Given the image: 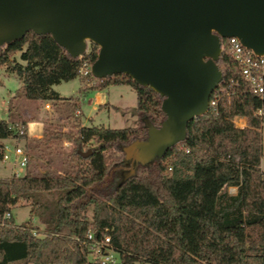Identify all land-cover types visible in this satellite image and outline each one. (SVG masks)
Wrapping results in <instances>:
<instances>
[{
	"label": "trees",
	"instance_id": "trees-1",
	"mask_svg": "<svg viewBox=\"0 0 264 264\" xmlns=\"http://www.w3.org/2000/svg\"><path fill=\"white\" fill-rule=\"evenodd\" d=\"M17 54L20 62L8 70L19 79L25 99L66 103L70 115L78 102L62 98L53 86L77 78L91 91L125 85L135 93L139 125L66 132L48 126L40 138L20 137L28 154L59 155L64 143L72 147L62 170L53 174L32 175L26 168L23 176L0 178V264H99L88 258V233L95 241L110 237L115 264H264V174L259 170L264 116L254 115L263 104L248 93L224 51L216 62L222 79L211 96L224 91L216 110L189 123L185 139L161 159L134 164L128 176L121 172L123 149L147 139L144 119L161 126L163 98L124 75L80 78V58L70 57L49 35L30 32L3 45L0 67ZM97 54L91 44L81 59L92 65ZM11 104L8 120L0 121V138L14 135L8 129L15 118ZM237 118L244 119L243 128L235 126ZM112 150L124 161L113 158ZM19 200L28 202L42 231L29 221H3Z\"/></svg>",
	"mask_w": 264,
	"mask_h": 264
},
{
	"label": "water",
	"instance_id": "water-1",
	"mask_svg": "<svg viewBox=\"0 0 264 264\" xmlns=\"http://www.w3.org/2000/svg\"><path fill=\"white\" fill-rule=\"evenodd\" d=\"M30 32L49 35L72 58L92 44L93 78L124 75L163 98L161 126L144 119L147 139L123 149L126 160L145 166L208 112L222 79L221 39L264 55V0H0V47Z\"/></svg>",
	"mask_w": 264,
	"mask_h": 264
},
{
	"label": "rangeland",
	"instance_id": "rangeland-1",
	"mask_svg": "<svg viewBox=\"0 0 264 264\" xmlns=\"http://www.w3.org/2000/svg\"><path fill=\"white\" fill-rule=\"evenodd\" d=\"M90 45L88 44L86 53L90 50ZM19 61V55L17 54L15 57L10 59V62L0 67V121L8 120V108L11 104L12 115H14V124H19L21 122H29L36 121L42 122L39 130L31 131L30 135L35 136V138H40L43 134L45 127L53 126L62 132L66 131H75L79 128V123L77 119H80V114L71 113L70 115L67 112L60 113L61 119H54L51 122L44 121L38 117L39 108L42 106L45 108V105L48 104L50 112L54 110V108L60 107L62 112L64 111L63 104L55 105L51 101H41V100H27L20 93L21 83L17 76L8 70V67L16 64ZM80 80L75 79L70 82H63L59 85L53 86L52 89L58 93H60L62 98H71L73 101L78 100L77 92L80 86ZM118 88H110V102L113 106H118L122 108L120 112H116V110L109 107V112H103L102 124L105 128L111 129H122V128H134L139 125V120L136 115V96L132 91V95L128 93V96H124L120 98L116 95ZM107 92V91H106ZM74 97V98H73ZM64 108V109H63ZM116 108V107H115ZM58 110V109H57ZM88 108L84 107V113L87 114ZM95 125H99L100 123H94ZM237 124V123H236ZM37 125V124H33ZM101 125V124H100ZM240 127L241 125H236ZM81 127V125H80ZM101 127V126H100ZM260 136H261V148L262 155L260 158V169L264 172V125L260 128ZM20 145L24 148V143L20 142ZM71 145L69 143H64L62 145V150L59 155H51L48 156L44 154L43 156L37 152H29V163L27 165V170L32 175H43L47 172L50 174L55 173L58 170H62L63 162L65 160L67 152L71 149ZM88 145L85 146L87 148ZM25 149V148H24ZM113 158H118L121 162L124 161L120 153L111 151ZM131 163L125 162L121 172L125 173L126 176L129 175L131 169ZM11 173L10 169L0 163V178H10ZM264 177V175H263ZM228 192L230 194H235V188H229ZM30 206L26 200H19L17 204L11 207V219L14 221L16 225L21 223L30 222L33 227H37L39 231H42V225L38 222V219L35 216H30ZM37 233V232H35ZM89 260H92L93 257L91 255L88 256ZM9 264H24L23 261H17Z\"/></svg>",
	"mask_w": 264,
	"mask_h": 264
},
{
	"label": "built area",
	"instance_id": "built-area-1",
	"mask_svg": "<svg viewBox=\"0 0 264 264\" xmlns=\"http://www.w3.org/2000/svg\"><path fill=\"white\" fill-rule=\"evenodd\" d=\"M222 41H224L223 44ZM220 44L221 53L224 51L236 64L239 75L242 82L246 85L248 93L256 97L263 104V107L256 109L254 115L264 116V55H254L250 50L243 47L237 38L221 39ZM81 58L79 77L84 78L91 74V65ZM237 86L238 83H235L234 87ZM222 95H224V91L220 90L212 100L210 98L208 111L216 110V106ZM48 108L49 106L45 105V109ZM234 124L235 126L238 125L237 119H235ZM237 128H242V126ZM8 129L12 130L14 135H10L7 138H0V163L10 169L11 177H20L25 174L29 163V155L23 146L20 145L19 138L24 135L30 136L31 132L28 125H23L22 123L10 125ZM10 218V212L5 213L3 221L9 220ZM87 240L90 242L89 255L93 257L90 260L91 262L99 264H115L118 262L117 254L109 247V236H104L101 241H95L93 234L88 233Z\"/></svg>",
	"mask_w": 264,
	"mask_h": 264
},
{
	"label": "crops",
	"instance_id": "crops-1",
	"mask_svg": "<svg viewBox=\"0 0 264 264\" xmlns=\"http://www.w3.org/2000/svg\"><path fill=\"white\" fill-rule=\"evenodd\" d=\"M79 83H80V86L78 88L77 96H75L78 99V100H75L78 102V109L74 112V113L80 114V119H77V122L79 123V127H80V125H81V127H84V126H97V127L104 126L101 123L102 119H103V112H109L110 111L109 107L112 108V106H113L112 103L109 101L110 100V94H109L110 88H112V87L118 88L117 91L114 93H116V95H118L120 98H123L126 95L128 96V93L132 95L131 88L128 86H125V85L109 86V87L103 89L102 91H91L89 89L90 84L82 83L80 81H79ZM56 93L59 94V96H61L60 93H58V92H56ZM62 104H63L62 107L65 108V109L63 108L64 109L63 112H62L60 107L54 108V110L50 112L49 110L45 109L42 106L41 108H39L38 117L40 119H43L44 121H48V122H51L54 119H56V120L61 119L60 113L66 112L65 110L68 107L66 103H62ZM46 105H48V104H46ZM84 107L88 108L87 114L84 113ZM113 108L116 110V112H120L122 109L116 105L113 106ZM41 121H40V123L36 122V121L26 122V124L29 127L30 132L35 131V130H39L40 125H42ZM237 121H238V124L242 126V128L245 126V122H244L243 118H237ZM95 122L100 123L101 125L100 124L95 125L94 124ZM33 124H37V125H33ZM29 137L35 138V136H32V135H30ZM259 166H260V162H259ZM259 170L261 171L260 167H259ZM262 173L264 174V172H262Z\"/></svg>",
	"mask_w": 264,
	"mask_h": 264
},
{
	"label": "flooded vegetation",
	"instance_id": "flooded-vegetation-1",
	"mask_svg": "<svg viewBox=\"0 0 264 264\" xmlns=\"http://www.w3.org/2000/svg\"><path fill=\"white\" fill-rule=\"evenodd\" d=\"M126 162L131 163V161L126 160ZM131 166H134V164L131 163ZM122 175H125V173L122 172Z\"/></svg>",
	"mask_w": 264,
	"mask_h": 264
}]
</instances>
